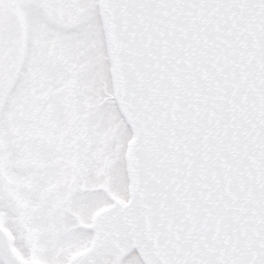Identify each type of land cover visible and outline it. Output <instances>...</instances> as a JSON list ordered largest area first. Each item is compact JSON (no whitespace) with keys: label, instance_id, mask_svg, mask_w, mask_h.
<instances>
[{"label":"snow or ice","instance_id":"obj_1","mask_svg":"<svg viewBox=\"0 0 264 264\" xmlns=\"http://www.w3.org/2000/svg\"><path fill=\"white\" fill-rule=\"evenodd\" d=\"M0 264H264V0H0Z\"/></svg>","mask_w":264,"mask_h":264}]
</instances>
